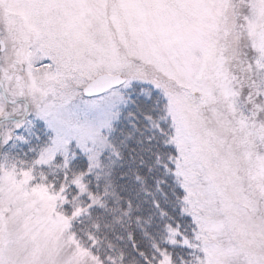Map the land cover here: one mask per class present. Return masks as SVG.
I'll list each match as a JSON object with an SVG mask.
<instances>
[{
  "label": "snow or ice",
  "instance_id": "1",
  "mask_svg": "<svg viewBox=\"0 0 264 264\" xmlns=\"http://www.w3.org/2000/svg\"><path fill=\"white\" fill-rule=\"evenodd\" d=\"M0 264H264V0H0Z\"/></svg>",
  "mask_w": 264,
  "mask_h": 264
}]
</instances>
